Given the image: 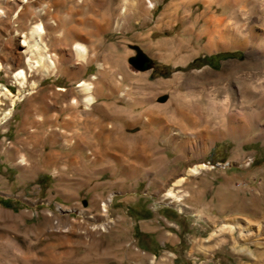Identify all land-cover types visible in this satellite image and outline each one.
<instances>
[{"label": "rangeland", "instance_id": "1", "mask_svg": "<svg viewBox=\"0 0 264 264\" xmlns=\"http://www.w3.org/2000/svg\"><path fill=\"white\" fill-rule=\"evenodd\" d=\"M151 1L153 9L147 8L148 0H67L64 6L55 7L58 11L54 9L49 19L23 17L22 11L17 14L20 0H0V62L4 65L0 83L17 94L20 86L15 73L23 69L27 75L25 95L0 125V138L10 134L12 143L27 96L39 99L42 116L59 119L62 94L70 93L66 106L74 108L83 102L85 94L78 86L83 80L92 82L96 100L97 88L113 85L119 88L115 97L119 104L133 110L136 101L135 110L141 111L139 123L122 124L124 137L131 144L125 150L127 156H133L132 139L140 132L136 177L131 178L126 159H112L116 170L95 179L103 186L83 188L79 195L61 198L55 192L59 180L54 171L36 177L39 172L32 169L10 172L2 164L0 175L11 185L0 188V198L7 199L11 207H0V264H208L206 258L214 250L218 264H264V0H231L235 12L228 8L229 0L227 10L218 0ZM39 2L30 0L25 5L33 12ZM123 7L125 13L120 11ZM208 10L226 16L229 26L236 29L234 38H222V48L211 52L204 49L208 39L201 34L204 22L196 20ZM64 13L71 19H64ZM103 17L117 18L106 25ZM36 22L44 26L42 39L55 59L54 73L30 68L22 52V35ZM99 22L104 25L101 30ZM77 43L87 49L84 60L74 50ZM136 47L151 58L149 69L141 71L130 64ZM229 53L237 55L221 56ZM217 54L208 63L195 62ZM61 87L66 91H60ZM73 98L77 103L72 105ZM2 102L4 113L11 101L2 97ZM230 106H234L237 119L246 123L241 132L231 133L230 114L222 113ZM181 110L201 118L202 125L210 120L208 132H199L203 129L200 125L188 126ZM108 151L105 146L95 148L91 156L97 161ZM199 163L208 167L188 174L189 168ZM124 180L127 186L120 184ZM197 180L205 184L201 210L188 202L187 185ZM229 182L235 185L237 198L252 200L249 211L219 209L222 203L214 197L215 192L226 189ZM170 189L200 218L179 211L177 201L167 196ZM139 195L146 204L163 211L165 234L170 225L178 223L179 243H166L156 254L142 249L135 238L133 219L137 211L142 212L128 201ZM109 197L112 201L104 210L102 205ZM228 200L223 196V203ZM243 221L250 222L249 233H245ZM227 224L236 227L224 226Z\"/></svg>", "mask_w": 264, "mask_h": 264}, {"label": "crops", "instance_id": "2", "mask_svg": "<svg viewBox=\"0 0 264 264\" xmlns=\"http://www.w3.org/2000/svg\"><path fill=\"white\" fill-rule=\"evenodd\" d=\"M118 89L113 85L107 89L97 88L98 98L89 108H84L82 102L74 108L66 106L70 93L62 94L64 104L61 109L62 116L59 119H54L52 116H42L39 99L36 96H27L22 103V111L15 124L17 134H13L11 145L5 144L3 135L0 138V170L2 164L5 163V170L28 172L32 169L33 173L39 172L34 174L36 177L54 171L55 178L59 180V190L57 188L55 192L61 198L66 195H79L83 188L93 190L103 186L100 182H95V179L99 178L105 171L116 170L112 159L117 161L122 160V158L123 160L126 159L131 168L129 170L131 178L138 176L139 172L136 170L138 159L136 156H139L141 151L140 132L134 133L132 139L133 156L130 154L127 156L125 150L131 144L124 137L126 133L123 131L122 124L139 123L141 111L136 112L135 108L139 105L136 101L132 104L133 110L127 109L124 104H119L115 99ZM111 122L118 125L111 127ZM6 137L11 136L7 134ZM102 146H105L109 151L106 155L100 154L98 160L94 161L91 151ZM8 181L6 179L5 182L0 175V183H3L0 188H9L11 184ZM202 181L204 180L201 182L197 180L195 184L187 185L189 205L197 210L203 209L202 200L205 196V189H202V186L205 184ZM120 184L122 186L128 185L125 180L121 181ZM68 188L71 191H68ZM224 188L226 189L221 188L214 195L221 200L222 204L219 205V209L223 210L224 208V210L233 212L248 210L247 206L252 203V200L249 201L243 196L237 198V189L230 182ZM225 195L229 200L223 203L222 198ZM240 195L242 194L240 193ZM128 201L135 203L139 207L137 209L142 212L139 214L137 211L133 219L137 229L135 238L143 250L150 254H156L166 246V243L175 246L180 242L176 221L175 224L170 225L171 228L167 229L168 234H165L163 229L167 226L163 223L162 217H167L163 211L146 204L142 195L132 196ZM6 202L9 201L0 198V207L6 209ZM172 234L173 236H171ZM174 236L178 240H172L175 239ZM168 248L171 249L169 246ZM192 251L190 248L187 252L189 257ZM216 253L217 250H214L210 257L206 258L208 264H218L215 258ZM203 263L205 262L200 264Z\"/></svg>", "mask_w": 264, "mask_h": 264}, {"label": "bare ground", "instance_id": "3", "mask_svg": "<svg viewBox=\"0 0 264 264\" xmlns=\"http://www.w3.org/2000/svg\"><path fill=\"white\" fill-rule=\"evenodd\" d=\"M29 1L30 0H20V3L17 5V8H18L17 9L18 10L17 14H20V11H22V16L23 17H26V16H30V17L46 16L49 19H52L53 15L55 14V13H53L55 7L56 8H58V7L60 8V6H64L66 4L67 0H41V2H39V4L37 6H35V10L33 12H30L28 7L25 5V3H28ZM80 1L81 0H78V2H80ZM250 1H252V0H250ZM218 2H219V4L220 3L222 4V2H223V6H224L223 10H227V8H226V6L228 4V3L226 4L227 0H218ZM228 2L230 3L228 5V8L233 9L234 10L233 12H235V7H236L235 5L236 4L233 3L234 1L232 2L231 0H229ZM154 7H155V4L151 0H148L147 8H152L153 9ZM207 7L210 8L211 5L208 4ZM221 8H222V6H221ZM55 10H56V12L58 11V9H55ZM120 11H121V13H125L126 12V7L121 8ZM172 13H173V10H171V13H169V14L171 15ZM56 14H58V13H56ZM63 16H64V19H66V20L67 19L68 20L71 19V15H69L68 13H64ZM116 18L115 17L114 18H112V17H103V23H105L106 25L113 24V23H115V22H113V20L116 19ZM88 19H90V17ZM93 19H94V17H93ZM93 19L91 18L90 20H93ZM96 19H98V18H96ZM200 19H202V21L204 22L203 31L201 32V34H203V36L206 35L208 37L207 42H206V44L204 46V49H206V50H208L210 52L211 51H216V50L222 48L220 46V42H222L221 41L222 38H226V37L234 38V34H235L234 31H236V29L235 28H231L229 26V23L227 22L226 16L221 17V16L216 15L215 11L208 10L207 12L204 11L201 15L196 16V20H200ZM236 19H237V17H236ZM95 20H94V22H95ZM119 22L120 21H118L117 24ZM103 26L104 25L103 24L100 25V22H99L98 29L101 30ZM44 33H45V30H44L43 24L41 22L40 23L36 22L32 26L31 30L28 33H24L22 35V38H23V41H22L23 45L22 46L25 47L22 50V52H24L27 55L26 62L28 63V65H30L29 66L30 68L40 69L44 73L49 74V73H54L56 71V62H55V59L52 57V54H50L48 52V50H49L48 45L42 39V35ZM253 33L257 34L255 31H253ZM57 36H60V34L57 35ZM74 50L76 51L78 57L81 60H84L86 58L88 52H87V49H86L85 46H83L80 43H77L74 46ZM3 68H4V65L0 62V70H2ZM14 76L18 79V84L20 86V88L18 89L17 94L13 93L7 86H5V85L0 83V105L3 104L2 97L11 101V107L9 108L8 111L2 113L1 107H0V125L3 124L6 119L11 117L12 111L14 110V107L16 106V102L21 100L22 97L25 95V91H26L25 83L27 81V75H26L25 70H23V69L19 70L18 72L15 73ZM92 78L96 79L97 76L95 75ZM35 86L36 85L33 83L32 87L34 88ZM78 86L81 87V90L83 91V94H85L84 98H83L82 106L84 108H89L90 105H92L96 101V97L91 92L92 88H93V84L89 80H83V81H81V83L78 84ZM58 89L59 90H63V91L65 90V88H62V87L58 88ZM75 103H77V100L75 98H73L72 101H71V104L73 105ZM240 108L242 109L241 106H240ZM216 111L218 112L219 110L217 109ZM226 111H227V113L230 114V116L228 117L229 119L228 118L227 119H228V121L230 120L229 124H231V126H230L231 133L236 132V131H240L241 132V130L245 129L246 123L243 122V120L242 121L238 120L239 118L237 119V117L233 114L234 106H230V107L224 108V111L222 110V113H224ZM181 113L185 114V118L188 121V126H192L193 128H197L200 125V126H203V129L199 130V132H201V131L208 132L207 128H209L210 125H211V121L210 120H208V119L204 120L205 121L203 123L204 125H202L203 121H202L201 118H199V117H197V116H195V115H193V114H191V113H189L187 111L186 112L182 111ZM250 114H252V113H250ZM254 114L258 115V113H255V112H254ZM164 128H163V130H164ZM167 129H166V131H169ZM160 130H161V128H160ZM216 130H217V128H216ZM261 132L264 133L263 130ZM212 134H213V132H212ZM217 134H218V132H217ZM207 167H208V165L206 163L196 164V165H194V166L189 168L188 174H190V175L198 174L202 169H205ZM183 179H184V177H182L180 179V181L183 180ZM167 196L170 197V198H174L177 201V205L176 206H177L179 211H190V213L192 215L200 218L198 213L196 214L195 212L191 211L190 208H188V206H186L184 203H182L181 196L178 195V194L176 195L174 193V191H172L171 189L167 192ZM111 197H109L107 199V201L103 203L102 206H104V208H103L104 210H106L105 208L108 205V203L112 201ZM243 222H244V231H245V233H249L251 231L250 222L249 221H243ZM224 226H230L231 229H234L236 227V226L231 225V224H229V225L227 224V225H224ZM256 227L258 228L259 226L257 225ZM212 234H215V231Z\"/></svg>", "mask_w": 264, "mask_h": 264}, {"label": "water", "instance_id": "4", "mask_svg": "<svg viewBox=\"0 0 264 264\" xmlns=\"http://www.w3.org/2000/svg\"><path fill=\"white\" fill-rule=\"evenodd\" d=\"M136 51L137 54L129 59L130 64L141 71L149 69L151 58L139 47H136Z\"/></svg>", "mask_w": 264, "mask_h": 264}, {"label": "trees", "instance_id": "5", "mask_svg": "<svg viewBox=\"0 0 264 264\" xmlns=\"http://www.w3.org/2000/svg\"><path fill=\"white\" fill-rule=\"evenodd\" d=\"M236 55H237V54H235V53H229V54H223V55H221V56H223V57H236ZM217 56H219V55L217 54V55H215V56H209V57L204 56L203 58H202V57H199V58H197V59L195 60V62H198V61L203 62V61H205L206 63H208L210 58L217 57ZM5 205H7L8 207H11V205L9 204V202H6ZM171 249H172L174 252L176 251L173 247H171Z\"/></svg>", "mask_w": 264, "mask_h": 264}, {"label": "built area", "instance_id": "6", "mask_svg": "<svg viewBox=\"0 0 264 264\" xmlns=\"http://www.w3.org/2000/svg\"><path fill=\"white\" fill-rule=\"evenodd\" d=\"M4 136V139L6 140L7 144H11V140L6 137L7 134H2Z\"/></svg>", "mask_w": 264, "mask_h": 264}]
</instances>
